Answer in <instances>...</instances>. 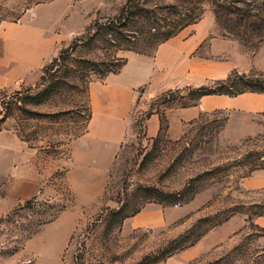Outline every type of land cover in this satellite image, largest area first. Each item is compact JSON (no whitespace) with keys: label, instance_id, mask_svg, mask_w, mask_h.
Returning a JSON list of instances; mask_svg holds the SVG:
<instances>
[{"label":"rangeland","instance_id":"1","mask_svg":"<svg viewBox=\"0 0 264 264\" xmlns=\"http://www.w3.org/2000/svg\"><path fill=\"white\" fill-rule=\"evenodd\" d=\"M51 1L2 0L0 18L18 19ZM59 2L72 24L39 79L0 89V130H13L32 148L41 176L34 195L0 215V264H40L31 240L59 216L73 233L56 264H264V229L256 222L264 215V190L242 184L264 171V120L258 132L234 139L228 112L216 110L187 124L179 138L166 133L165 108L192 105L198 88L221 89L216 82L227 77L153 99L138 93L129 133L94 200L84 193L79 203L65 177L69 143L90 117L89 84L119 70L129 53H153L167 33L210 25L232 42L231 85L253 81L264 94V0ZM154 109L161 131L148 138L143 121ZM151 205L161 209L159 225L125 227L126 218Z\"/></svg>","mask_w":264,"mask_h":264},{"label":"crops","instance_id":"2","mask_svg":"<svg viewBox=\"0 0 264 264\" xmlns=\"http://www.w3.org/2000/svg\"><path fill=\"white\" fill-rule=\"evenodd\" d=\"M67 11L65 4L53 0L35 6L18 19L0 18V89L32 85L39 79L42 67L55 55L62 34L70 30L72 20L66 17ZM232 50L231 40L215 36L210 25L198 22L160 43L153 53L127 54L118 71L91 82L87 89L90 117L85 132L69 143L70 165L65 172L79 203H85L84 193L93 200L101 193L105 175L129 133L137 94L153 99L185 84L224 79L237 67L230 59ZM216 110L228 112L233 138L239 139L261 129L264 94H206L192 105L167 107L166 133L179 138L187 124ZM160 131L161 113L154 109L143 121V133L153 138ZM40 184L32 148L13 130H0V215L34 195ZM242 184L247 189L264 190V171H255ZM160 213L158 206H147L126 218L124 225L128 229L157 226ZM60 217L52 228L41 229L31 240L40 264H56L68 246L73 224L60 221ZM256 222L264 229V215H259Z\"/></svg>","mask_w":264,"mask_h":264},{"label":"trees","instance_id":"3","mask_svg":"<svg viewBox=\"0 0 264 264\" xmlns=\"http://www.w3.org/2000/svg\"><path fill=\"white\" fill-rule=\"evenodd\" d=\"M173 34L174 33H167L164 36H161L158 39H156V47L160 43H162V42L166 41L167 39H169L170 37H172ZM124 61H125V59H121V63L119 65V68L124 63ZM233 75H234V72H231L227 76V78L225 80L216 82L217 85H221V89H210V88H208L206 86H201L200 88H198V90L201 91V93L199 94L198 98L200 96L206 95V94H228L230 96H234V95H237V94L246 92V91H255V92L258 91V89L256 87V84L253 81H242L244 87H242V88H235L230 83L231 82V78H232ZM227 87H231V90H228ZM161 124H162V119H161Z\"/></svg>","mask_w":264,"mask_h":264}]
</instances>
